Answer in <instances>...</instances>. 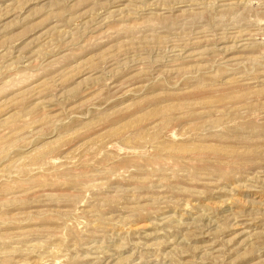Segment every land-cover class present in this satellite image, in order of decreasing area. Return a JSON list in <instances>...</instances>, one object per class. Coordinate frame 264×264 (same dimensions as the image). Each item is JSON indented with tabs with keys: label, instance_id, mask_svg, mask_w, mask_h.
<instances>
[{
	"label": "rangeland",
	"instance_id": "obj_1",
	"mask_svg": "<svg viewBox=\"0 0 264 264\" xmlns=\"http://www.w3.org/2000/svg\"><path fill=\"white\" fill-rule=\"evenodd\" d=\"M0 264H264V0H0Z\"/></svg>",
	"mask_w": 264,
	"mask_h": 264
},
{
	"label": "bare ground",
	"instance_id": "obj_2",
	"mask_svg": "<svg viewBox=\"0 0 264 264\" xmlns=\"http://www.w3.org/2000/svg\"><path fill=\"white\" fill-rule=\"evenodd\" d=\"M179 148V147H178Z\"/></svg>",
	"mask_w": 264,
	"mask_h": 264
}]
</instances>
